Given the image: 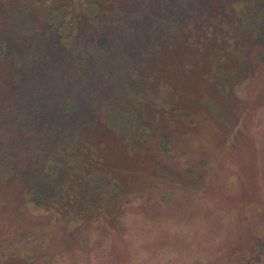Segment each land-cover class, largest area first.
<instances>
[{"label": "rangeland", "instance_id": "1", "mask_svg": "<svg viewBox=\"0 0 264 264\" xmlns=\"http://www.w3.org/2000/svg\"><path fill=\"white\" fill-rule=\"evenodd\" d=\"M97 2L0 0V264H264V0Z\"/></svg>", "mask_w": 264, "mask_h": 264}, {"label": "trees", "instance_id": "2", "mask_svg": "<svg viewBox=\"0 0 264 264\" xmlns=\"http://www.w3.org/2000/svg\"><path fill=\"white\" fill-rule=\"evenodd\" d=\"M77 0H29L30 5L34 7H40L41 10H46L44 7H50L49 15H47V21L50 28L58 33L60 42L63 43V34L67 35L68 39L74 35L76 31V17L73 12L66 10L64 12L63 7H75L74 3ZM79 7H99L97 0H78ZM54 14V15H52ZM94 13L92 12V15ZM68 15V16H67ZM69 17V18H68ZM70 20L71 26L67 27L66 20ZM77 22V21H76ZM7 53V39L0 37V59L5 58Z\"/></svg>", "mask_w": 264, "mask_h": 264}]
</instances>
